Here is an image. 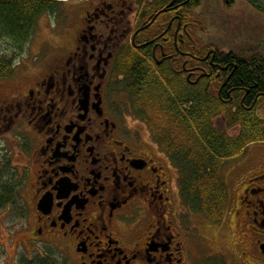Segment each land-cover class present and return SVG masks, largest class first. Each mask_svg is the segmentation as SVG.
Masks as SVG:
<instances>
[{
  "label": "flooded vegetation",
  "instance_id": "1",
  "mask_svg": "<svg viewBox=\"0 0 264 264\" xmlns=\"http://www.w3.org/2000/svg\"><path fill=\"white\" fill-rule=\"evenodd\" d=\"M190 1L85 0L70 46H58L57 57L41 49L18 55L12 74L0 77V181L8 185L0 195H10L0 199V218L25 232L23 250L33 251L27 264H46L47 248L61 264H195L210 250L206 237L189 233L193 212L175 169L134 116L118 73L128 53L139 65L148 55L156 73H183L188 88L264 114L257 105L264 92L250 102L249 91L235 85L237 63L223 66V56L234 54L195 35L204 19L194 13L201 4L190 9ZM237 1L255 12L242 0H223L227 8ZM249 54L253 60L254 50L236 56ZM252 170L228 212L241 239L227 246L239 247V264H264V161ZM217 259L225 264L219 256L204 261Z\"/></svg>",
  "mask_w": 264,
  "mask_h": 264
},
{
  "label": "trees",
  "instance_id": "2",
  "mask_svg": "<svg viewBox=\"0 0 264 264\" xmlns=\"http://www.w3.org/2000/svg\"><path fill=\"white\" fill-rule=\"evenodd\" d=\"M201 1L191 0L190 9L197 8ZM242 1L255 12L264 14V0ZM57 7L56 0H0L1 78L12 74V64L17 63L16 57L29 44L36 21L45 14L54 15ZM190 17L193 18L191 13ZM147 57L139 65L137 55L128 53L124 64L118 67V73L125 79L124 91L129 96L131 109L147 125L159 151L177 171L183 203L192 212L218 224L228 207L223 172L228 163L242 160L250 145L264 143V117L260 118L256 109L246 111L225 105L209 90L188 88L183 73L166 70L156 73ZM250 57L245 60L224 55L221 62L223 66L237 63L235 85L249 91L251 102L253 94L264 92V59L256 53L253 60ZM184 92H188V98ZM260 102L264 106V100L260 99L257 105ZM263 106L261 112H264ZM218 117H223L227 131L238 126V133L229 135L217 129L214 120ZM0 187L5 189L8 185L0 181ZM2 195L10 196L8 192ZM206 264L224 263L217 259Z\"/></svg>",
  "mask_w": 264,
  "mask_h": 264
},
{
  "label": "rangeland",
  "instance_id": "3",
  "mask_svg": "<svg viewBox=\"0 0 264 264\" xmlns=\"http://www.w3.org/2000/svg\"><path fill=\"white\" fill-rule=\"evenodd\" d=\"M59 1L56 15L45 14L36 21L29 45L23 49L22 54L34 56L41 49L47 56L57 57L58 53L53 51L58 49V46L71 45L70 37L81 27L85 6H79L81 9L76 7L85 0ZM194 13L197 14L196 17L204 19L202 33L200 34L199 29L197 32L195 31L197 38L201 36L204 46H212L219 52L233 53L234 55H239L240 52L246 50H254L256 54L264 58V17L253 12L245 4L237 1L227 8L223 0H203ZM61 37L60 41L58 38ZM19 56L16 57V62ZM260 114V117L264 116L263 113ZM132 119L136 120L135 117ZM220 119L215 120V124L218 128L223 129L224 122ZM143 131L147 133L146 129ZM237 133L238 130L228 132L229 135ZM262 161H264V143H259L251 145L247 149L243 160L230 162L226 166L222 181L228 192V207L220 225L212 224L202 215L190 214V226L187 224L190 228L189 233L195 235L196 240H199L198 236L206 237L211 246L210 250L204 253L207 257H203L204 254H201L202 261L200 257V260L195 264H199L200 261V264H204L207 259L213 256L221 257L225 264H239L237 257H241L242 253L239 247L235 245L230 248L228 246L231 240L238 244L241 238H239V230L236 227L237 222L232 217L233 211L229 215L228 212L234 206L238 189L248 175L246 168L252 170L259 167V163ZM173 175L177 185L176 170L173 171ZM19 225L10 217L0 218V264H27L24 258L28 259L32 255V250L29 251V254L23 250L24 245L27 246L26 248L28 245L25 242L26 234L22 230L19 231ZM43 250L42 254L46 264H61L60 257L55 251L48 248Z\"/></svg>",
  "mask_w": 264,
  "mask_h": 264
}]
</instances>
